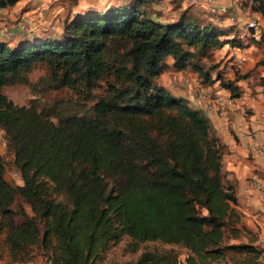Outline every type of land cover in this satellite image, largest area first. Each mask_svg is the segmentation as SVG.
Segmentation results:
<instances>
[{
    "label": "trees",
    "instance_id": "trees-1",
    "mask_svg": "<svg viewBox=\"0 0 264 264\" xmlns=\"http://www.w3.org/2000/svg\"><path fill=\"white\" fill-rule=\"evenodd\" d=\"M156 1L75 14L60 33L0 38V89L60 93L18 105L0 91V128L21 172L13 184L0 158V233L13 262L31 260L37 247L43 264H104L127 238L123 253L139 255L125 264H264L210 122L157 81L167 57L182 70L194 55L239 41L185 12L156 20ZM254 1L264 17V2ZM38 65L47 72L32 84ZM147 242L170 247L141 251Z\"/></svg>",
    "mask_w": 264,
    "mask_h": 264
},
{
    "label": "crops",
    "instance_id": "crops-1",
    "mask_svg": "<svg viewBox=\"0 0 264 264\" xmlns=\"http://www.w3.org/2000/svg\"><path fill=\"white\" fill-rule=\"evenodd\" d=\"M90 1L92 0H86V2H84L86 5H81L75 3L74 0H18L15 5L10 7V9L17 12V14H19V19H21L18 27H15L16 32L20 30L24 33L20 24H25L32 27L31 30L33 32L30 34L41 37L43 34L48 33L47 31L51 30V26L53 27L54 25L55 27L62 25L66 16H69V13L75 15L89 11L107 9V7L110 6L108 3L111 2V0ZM124 1L125 0H117V2H111V4L119 5ZM255 2L256 1H250L238 5L232 0H218V3L226 4L232 8L231 14L235 16V21H231L229 15L211 14L205 9L204 13L200 14L191 13L190 11L188 13L193 19L211 21L224 27L229 32V37L234 38V35H238L239 31L251 32L256 30L257 33H259L258 26L256 28L249 27V22L252 20H257L259 25L262 24L261 29L264 32V17L262 13L257 10ZM157 3H155L156 6H153V8L159 10L160 5ZM176 13L177 11L174 10L169 14ZM153 18L160 21L167 20L164 15L157 13L153 14ZM58 30L59 29H57V31ZM231 32L234 33V35H231ZM13 34L15 35V32ZM30 34H28V36ZM243 35L245 34L243 33ZM19 37L17 36L16 39L10 41L14 42L20 40ZM0 38L9 41V37L2 35L1 30ZM236 58L239 60H245L241 57L240 53L236 54ZM165 62L166 67L157 79L159 84L167 87L175 96L187 100L190 107L204 110L206 105L198 94V88L200 85L193 77L195 76L194 74H200V71L197 69L194 70L193 68L192 70L194 73L189 72V70H191V65H188L182 70L176 69L173 66L174 60L172 57H167ZM166 69H174L177 74L165 77L164 71ZM187 72L190 76L186 75ZM216 81L220 82L218 79H216ZM238 84L246 87L245 83L242 81H239ZM262 88L263 91L257 95V99L254 101L250 100L249 96H247V98L243 97L241 91L242 94L239 97V102H241L242 105L244 104L247 106V116H243L234 107L228 108L227 112L222 116L219 115L216 110H208L206 108V115L211 124V134L217 137L222 144L223 170L226 175V180L229 183H233L236 188L238 197L237 208L243 213V224L250 231L257 233L259 236V240L255 242L256 245L260 242L264 243V241L260 239L261 236L259 235V232H255L252 228L253 223L264 221V156L258 153L259 147L264 143V118L260 116V113H264V86H262ZM229 94H232L231 91L223 86L217 91L215 97L221 99ZM220 106H222V104H220ZM239 124L244 125L248 134L242 135L236 131V127ZM254 175H256V179H253ZM38 257L39 259L35 262L26 261L19 264H43V256L39 254ZM2 262L3 261L0 260V264H2ZM181 264H186L184 258Z\"/></svg>",
    "mask_w": 264,
    "mask_h": 264
},
{
    "label": "rangeland",
    "instance_id": "rangeland-1",
    "mask_svg": "<svg viewBox=\"0 0 264 264\" xmlns=\"http://www.w3.org/2000/svg\"><path fill=\"white\" fill-rule=\"evenodd\" d=\"M74 2L81 5H86V3H84L86 2V0H74ZM90 2H94V1L92 0ZM111 2L114 3L117 2V0L114 1L111 0ZM111 2L108 3L110 6H112ZM156 2H158L157 4L160 5V8L159 10H156L151 6L150 8L151 12L155 11L157 14L164 15V17L170 21H173L174 19L178 18L184 12L188 13L190 11L191 13L200 14V13H204V9L206 10V8L202 6L191 5L190 3H188L187 0H158ZM153 6L156 5L154 4ZM174 10L177 11L176 14H169ZM13 13H14V19L6 20L8 26L12 30V34L11 36H9V41L16 39L17 36L18 37L20 36L19 39H25V37L28 36V34L33 32L31 30L32 27L29 25L20 24V27L22 28L24 33H22L20 30L16 32V28L21 22V19H19L18 17L19 14H17V12L13 11ZM68 15L69 16H66L65 18L66 21H68L69 19L70 20L74 19L75 17L74 14L69 13ZM65 23L63 26L58 25L54 27L53 25V27L52 26L50 27L51 30L47 32L54 33L57 31V29H59L56 33H60L61 31H63L65 27ZM261 27L262 24L261 25L258 24L259 33H257L256 30L251 32L239 31L238 35H234V33L231 32V35H234L233 39L237 38L235 41H239V42H229L227 43L228 45L225 44L222 47L210 49L206 57L205 56L197 57L196 55H194L191 58L192 64H191V70H189V72H193L192 70L193 68L194 70H196L193 63H197L203 69V71H201L202 73L194 74L195 76L193 77L196 79V82H198L199 85L206 86V90L212 96H216L217 91L223 87L221 82L216 81L217 73L222 72L221 74L224 81H231L232 83L237 85L240 91H242L243 97L247 98V96L251 92L257 95L261 93L263 91V88L261 86V80L264 77V36L262 35L263 32ZM263 28H264V23H263ZM14 32L15 35L17 36L13 34ZM243 33L245 35H243ZM2 35L4 34L2 33ZM237 53H240L241 57H243L245 60L237 59L236 58ZM227 65L232 66V70L229 71L228 73L223 68L226 67ZM46 72L47 70L45 67L38 65L29 74L30 83L32 84L36 83L41 76L46 74ZM206 72L209 73L208 79H206V75H205ZM176 74L177 72L174 69L171 70L166 69L164 71L165 77H170L171 75H176ZM186 75L190 76L188 72L186 73ZM250 78H252V80ZM239 81L244 82L246 87L239 85L238 84ZM0 91L5 93L10 99H12L18 105H29L36 98L44 102L46 100H50L51 98H53L55 94H60L58 91L50 90L42 94L36 95L35 91L33 90V87L30 84L5 85L0 89ZM244 107L246 110L247 106L244 105ZM206 111H207L206 108L204 110H201L202 114L209 121V118L206 115ZM247 115L248 112L245 111V116ZM0 158L3 159L6 164L5 173L7 179L11 181L13 184H19L21 181L20 177L14 178L13 176V173L16 171V168L13 163V152L9 149L4 131L1 128H0ZM21 202H22L21 199H18L17 203L15 204V207H17V205ZM252 228L255 230V232H259V235L261 236L260 239L264 241V221H260V223H256V222L253 223ZM127 243H128V239L124 238L120 243L113 245L109 252L108 258L104 262V264H125L127 260L137 258L139 253H135V254L123 253ZM258 245L262 249H264V243L260 242L258 243ZM156 247L169 248L170 246L156 242H147L146 244L143 245L141 251L144 250V248L154 249ZM32 252H33V258L29 261L35 262L37 261V259H39L38 257L39 254L37 253L38 248L33 247ZM182 252H183L182 257H185L186 250L182 249ZM0 260L3 261L2 264H19L23 262V261L22 262L12 261L8 246L6 244V234L4 232L0 233ZM234 261L235 260L233 258H230L227 260H218L211 264H234Z\"/></svg>",
    "mask_w": 264,
    "mask_h": 264
},
{
    "label": "built area",
    "instance_id": "built-area-1",
    "mask_svg": "<svg viewBox=\"0 0 264 264\" xmlns=\"http://www.w3.org/2000/svg\"><path fill=\"white\" fill-rule=\"evenodd\" d=\"M188 3L191 5H197L202 6L206 8V10L211 14H224L229 15V18L231 21H235V16L231 14L232 8L228 5L220 4L218 3V0H187ZM236 4H244L250 1L254 0H232ZM264 2V0H260ZM2 17V18H1ZM12 20L14 19V13L10 9V7H0V30L4 34V36H11L12 30L8 26V23L6 20ZM9 20V21H10ZM258 26L257 20H252L249 22L250 28H256ZM226 72H229L232 70V66L227 65L226 67H223ZM252 80V78H250ZM198 94L200 98L204 101L206 108L208 110H216L219 115H224L227 112V109L230 107H234L237 111H239L243 116H245V107L242 105L241 102H239V97L233 96L232 94H229L226 97H222L221 99H217L215 96H212L207 90L204 85H200L198 88ZM250 97V100L254 101L257 99V94L250 93L248 95ZM222 104V106H220ZM260 116L264 118V113H260ZM236 131L241 133L242 135L248 134V132L245 130V127L243 124H239L236 127ZM258 153L260 155L264 156V143L259 147ZM20 171L16 169V171L13 173L14 178L20 177ZM253 179H256V175L253 176Z\"/></svg>",
    "mask_w": 264,
    "mask_h": 264
}]
</instances>
